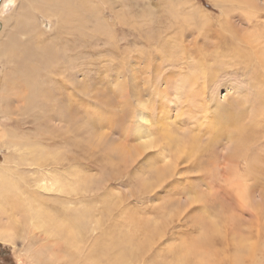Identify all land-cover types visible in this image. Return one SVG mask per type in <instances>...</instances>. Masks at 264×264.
<instances>
[{
    "label": "rangeland",
    "instance_id": "1",
    "mask_svg": "<svg viewBox=\"0 0 264 264\" xmlns=\"http://www.w3.org/2000/svg\"><path fill=\"white\" fill-rule=\"evenodd\" d=\"M0 1V25L2 23L0 28V168L3 169L4 174L11 175L10 180L17 182L19 190L26 196L33 191V195L36 193L51 202L59 199L57 203L64 198L67 199L66 197L68 199L72 197L73 205L70 204V200H66L70 201L67 206L71 210L89 207L92 211L100 212L99 209H101L102 213H105L107 208L99 207L100 203H96L99 200L102 199V203L106 202L111 209L120 201L119 197H123L121 198L123 200L125 196L135 193L131 200L129 199L128 210L135 211L143 219H152L157 211L165 212L166 220L171 226L167 234L173 237L167 243L168 246L177 243L176 237L181 233H183L181 236H184L191 230L194 231L191 237L198 240L197 238L203 235L202 229L206 231L209 228L205 225L207 223L219 224V227L217 226L219 235L216 238L224 235L221 226H223L222 223H227V219L228 224L230 220H233L236 221V228L242 231L247 230L252 218L244 214L238 221L235 217L236 212L233 213L232 210L237 207V203L234 202H239L237 198L239 196L233 191L230 194L231 197L229 193V197L224 193L227 197L225 200L219 196L222 191H231L225 185L227 182L218 177L217 180L214 179L213 190L205 185L209 180L208 176L211 175L205 172L207 170L213 172L216 164L209 165L210 160L203 153L198 156V161L203 170L204 179L197 177L198 173L191 172L193 159L187 160L186 156L182 155V158L176 162L173 175L161 186L150 188L145 191L146 193H141V183L154 184L153 179L149 178L150 171L154 168H162L165 161L171 163L175 152L172 153V150L168 153L170 154L168 158L162 161L158 160L160 156L153 149L137 158L130 155L140 142L137 130L141 129L142 135H147L150 132L148 129L154 127L151 138L159 140L162 131L156 128L161 124L169 125L171 134L176 135L178 139L191 133L198 139L201 138L198 140L199 146L202 147L208 142L209 137L204 135L201 129L202 112L196 114L192 122L185 120L187 117H178L181 103L185 106L188 100V84H193L195 87L202 85L201 76H206L205 70L195 66L198 61L196 59H199L198 56L201 57L202 54L205 56L206 64L212 66L213 70H217V74L210 78L213 85L206 92V103L215 98L219 102L234 103L238 95L246 114L252 115L253 108L260 106L257 99L261 96L255 94L256 88H251L254 83L251 81L250 68L243 69L244 67L238 64L236 68L239 67V69L236 70L235 67H229L234 62L226 63L229 58H216L220 60L212 61L209 57L211 51L215 49H247L243 41L248 35V38L252 39L251 35L254 32L257 39L255 49H264V19L260 17L264 0H258V3L255 0H249L262 5V7L258 5L260 14L258 16L263 24L262 28L258 19H255L257 20L255 24V20L249 24L245 20V24L243 20L246 9L244 8L243 11L234 0H83L86 2L82 6L84 12L81 10L78 12L83 16L80 19L83 26L81 29L78 28V21L76 22L74 16L68 22L66 21V29L60 27L56 29L58 25L56 16L52 14L57 13V8L51 7L50 3H47L50 2L48 0H15V5L10 4L7 7L4 0ZM231 9L233 12L230 11ZM254 25H258L256 27L261 29V34ZM77 30H81L82 34H90L86 38V46L82 39L77 38L79 34L70 39L72 35L69 36V34ZM255 38L253 40L256 41ZM88 40H90L89 43H87ZM65 42L71 50L65 51L64 54L63 50H60L62 53L55 55V49H64ZM159 49L167 50L161 54L157 51ZM182 49L184 52L187 49L191 56H180L177 52ZM173 51L175 55L178 54V59L174 62L171 60ZM51 53L55 56H51ZM59 57L63 58V62ZM28 58H35L33 64L36 67L40 66L32 78L37 85H33V89L31 86L24 89L20 84H9L18 83V80L25 76L23 75L24 64L31 63V61L28 62ZM51 65H54L57 70L55 68L54 72H50ZM31 89L35 90V93L31 92ZM160 92H164L162 97H160L161 94L158 96ZM188 105H191V102ZM160 106L163 107V112ZM49 114L55 115L51 116L50 123H48ZM142 117L147 122L141 120ZM159 117L166 119L163 118L161 123L155 124V120ZM65 118L68 121H65ZM197 120L202 123L200 127L193 122ZM53 132L58 134L67 132L68 134L64 137L71 138V144L86 140L88 151L84 149V144L80 146L81 149L74 144L73 148L71 146L70 148L65 145L66 143L60 142L62 139H59L58 144L49 145L46 138ZM26 145L32 148L33 153L25 154ZM49 147L52 151L54 150V154L57 153L62 158H71L73 155L81 157L80 161L76 159L70 161L73 173L70 175V180L74 182L70 186L74 189L66 194L67 196L54 190L50 192L40 190L39 186L42 182L37 181L41 179V172L45 171L46 166L38 167L39 170H37L30 161H25L35 159L37 155L39 157L40 153L42 156L52 157L51 151L46 150ZM229 150L230 146L228 147L227 142L221 141L218 146L216 145L214 152L226 154ZM159 152L164 153V151ZM48 162H51L50 158ZM62 162L67 165L66 159ZM150 162L153 163L152 166ZM222 162L221 164L225 165ZM64 164L58 165L55 170L65 174ZM75 172L80 176H74ZM214 173L217 176L219 170H215ZM85 179L87 183L82 182ZM256 180L247 182V188H253L251 194L260 189L264 195V177H259L257 182ZM223 184L225 187H222ZM45 185L49 186L50 181L45 182ZM214 190L218 194L212 197L210 194L214 193ZM260 190L244 202L242 201L241 204L246 210L254 208V205L258 203L257 196L260 195ZM24 193L20 194L21 197ZM233 193L236 194L237 199ZM200 194L205 195V202H193L192 200ZM229 198H232L231 203ZM50 201L47 202L50 203ZM224 202L228 203L225 205ZM123 203L125 206L128 204ZM225 206H228L232 213ZM1 209L5 214L0 218V231L4 235L5 243L0 241V264H61L60 261H56L58 244L53 241L48 243L45 240L44 231L37 228L31 220L32 210L27 209L30 218L26 215L28 219L27 217L21 219L22 214L20 216L19 213H15L11 216L13 211H6L5 208L3 211V207ZM221 210L224 212L223 215ZM119 212L121 211L115 212L117 214L114 215H118ZM233 214H235L234 218ZM112 219L109 223L107 222V225L112 224ZM28 231L30 233H27ZM96 234L97 231H91L89 241L96 237ZM228 239L237 240L234 236ZM219 248L220 246L217 247ZM73 249L71 250L75 252Z\"/></svg>",
    "mask_w": 264,
    "mask_h": 264
},
{
    "label": "bare ground",
    "instance_id": "2",
    "mask_svg": "<svg viewBox=\"0 0 264 264\" xmlns=\"http://www.w3.org/2000/svg\"><path fill=\"white\" fill-rule=\"evenodd\" d=\"M48 1H50L47 3L48 4L50 3L51 7L54 6L57 8V13L54 12V14H52L56 16L55 18L58 24L56 26V29L59 27L61 29L62 28L66 29L65 28L66 21L68 22V20H70L72 16L76 17L75 20L76 22L78 21L77 23L79 25L78 28L79 29L83 28L81 24V20H80L83 16L79 15L78 12H80V10L81 12H84V9L82 6L83 4L86 3L85 1L83 0H48ZM234 1L238 3L237 5L241 6L243 11L246 9L245 14H244L245 19L242 18L244 19L243 20L244 22L246 20L247 24H249L255 19H258V22L260 23V27L261 25H263L259 21L258 15L261 14L260 17L264 19V5L262 8V12H260L259 14V7H258L259 4L257 5L256 3L251 2L249 0H234ZM255 1L257 2L258 0H255ZM4 2L6 3L5 7H7L10 4L15 5L16 3L15 0H4ZM232 7L234 8V6ZM260 7H262V5ZM50 10H52V8ZM230 11L233 12L232 9ZM240 14L241 13L239 12V15ZM61 16H63V19H61ZM256 21L257 20H255L254 24L256 23ZM258 25H254V28H256V30L259 31V34H261V29L256 27ZM1 27H2V23L0 25V28ZM254 33L253 35H251L252 39L248 38L249 37L248 35V37L245 38V40L243 41L247 45V49H239V48L215 49L211 51L210 57H209L212 61L220 60L216 58H223V59L229 58V60L226 61V63L234 62L229 67L231 66L233 68L235 67L236 70L239 69V67L236 68L238 64L242 65L244 67L243 69H248V68L251 69L252 71L251 81L254 83L251 88L253 89L256 88V90H254L255 94H257L258 96H261L260 99H257L260 106L258 108L257 107L253 108L252 115L246 114V112L243 110V103L239 102L240 100L238 98V95L234 103L230 102L228 104V102L227 103L219 102L217 98L212 99V101L210 102H207V103L205 102V98L207 95L206 92L208 88L211 87V85H213V83H211L210 78L213 77L215 74H217V70H213L212 66L207 65L205 62V56L203 54L202 55L199 54L201 55V57L198 56L199 59L198 58L196 59L195 57L196 61L198 60L195 63V66H198L199 68L205 70L206 76H201L202 85L195 87L193 84H188L187 86L188 92H189L188 100L185 106H184V103L183 104L181 103V107L179 109L180 112H178L179 114L178 117H181V116L183 118L187 117V119L185 120H189V122H192L193 117H195L196 114L198 115L199 113L202 112L203 115H202L201 122L203 123V126L201 127V129L203 131L200 128L199 130H201L202 133H204V135H207L209 137L208 142L204 146L202 145V147L199 146L200 144L198 140H200L201 138L198 139L195 134L191 135V133L185 136H181L178 139L176 135L171 134L172 132L170 131L169 125L161 124V126H157L156 128L157 130L162 131V134L160 135L159 140H154L151 138V134H152V131L154 130V127L151 129H148L150 132L147 133V135H142L143 131H141V129H138L137 137L140 139L139 140L140 142H138L136 149L133 150L132 154L130 155V156H134L135 158H137V157H140L146 151L148 150L151 151L153 149L158 154V156H160L158 160L162 161L163 159L168 158V156L170 155L168 153H171L172 150H173L172 153L175 152L174 156H172L173 154L171 155L172 156L171 163L170 162L168 163L165 161L164 166L162 168H156V169L154 168L152 171H150L151 174L149 175V178L153 179L154 184L144 183V182L141 183L140 185L142 186L141 193L143 192L146 193L145 192L146 190L161 186L163 182L168 180L173 175L176 162L180 160V158H182V155H185L187 160L193 159L194 163H192L191 165L192 166L190 169L191 172L198 173L199 176L197 177L203 178L202 176L203 170L201 169L200 162L198 161L199 159L198 156H201L203 153V155H205L210 160L208 162L209 165L213 163V166H214L216 164V167L215 168L213 167L214 171L219 170V173L217 176L214 173V171L212 172L210 170H207L205 172L209 174L211 173L210 177L208 176L209 180L205 183V185L209 189L213 190L215 188L214 179L216 178L215 180H217L218 177H221L224 181L227 182V184H225L224 182L223 183L227 186V189L228 190L231 189V191L229 192L225 189L226 191L225 192L222 191V193H220L219 196H221L220 198L222 200H225L227 197L224 196V193H226V196H228V193H229V196L231 197L230 194H232V191L235 192L237 196H239L237 197L239 202H236L234 199L235 201L234 203H237L236 204L237 207L236 208L234 207V209L232 208L233 213L236 212L237 216L233 214L232 217L233 218L234 216L237 217L236 219H238V221H240V219L243 217L242 215L244 214H246L248 217H251L252 219L249 221L248 223L249 227L247 228L246 231L245 230L242 231L241 229L236 228L235 227L236 221L230 220L229 221L230 224H228V219H227V223L223 224L221 222L223 225L221 226V229L223 230L224 235L221 236L223 238L220 241L218 240L221 237L216 238L219 235V232H218L219 224L217 225V223H207L205 225L209 226V228L206 231L202 229L203 235L199 236L197 238L198 240L193 239L191 237V234L194 233V231L191 230L187 234H184V236H181V234H183L181 233L180 236L176 237V239H178V242L171 246H168L167 243L171 241L173 237L167 234V232H169V230L171 229V226H170V222L166 220L165 212L157 211L156 215H154L152 219H146V218L143 219L141 216H138V214L135 211L128 210L127 206L130 205L129 199L132 196H134L135 193L134 194L131 193L125 196L123 200L121 199L123 197H119L120 201H118L117 205H114V207H112L111 209L110 207H108L109 205L106 202L102 203V199L101 201L99 200V202H96V203H100L98 205L99 207H102V209L107 208L105 209V213L104 212L102 213L101 209L99 208L98 209L100 210V212L96 210L92 211V208H89V207H86V209L80 208L78 210H73L72 208L71 210L70 208H68L67 204L71 200H73L72 197L71 199H68V197H66L67 199L64 198L63 201H59L58 203L56 201H58L59 199H56L55 200L56 203H55V202H51L50 200L44 198L43 196L37 195L36 193L35 195H33L32 193L33 191L30 192L32 193V195L29 193L28 196H26L23 191L19 190V187L17 188V182H13L12 180H10L11 175L8 176L4 174V172H2L3 169L1 168H0V218L2 217L1 215L5 214L2 212V209H1L2 207H3V211H4V208L6 209V211H13L10 214L11 216H13L15 213H19L20 216L22 214L23 216L21 217V219H23V217H27L26 215L29 216L27 209L32 210L33 214L31 216L32 217L31 220L34 222V225L37 228L42 229L44 231L43 234L45 235V240L48 243L53 241L58 244L57 245L58 254L56 257V261H60L61 264H264V195L262 191L259 189L262 194L261 193L260 195L258 194L257 197H259L258 198L259 201L258 203L254 205L255 207L252 209L246 210L243 204H241L242 201L244 202L245 200H247L248 197H250L254 193L257 194L259 191V190L257 191L255 188V191L257 192H254L253 194H251V191L253 188L252 189L251 187L247 188V182H249L252 179L258 180L259 177H264V49H257V48L255 49L257 39L255 38ZM77 34H79L77 38H79V40L82 39L84 42V46H86V38L90 36V34H85V33L82 34L81 30H77L75 33L69 34V36L72 35L70 39L72 37L74 38V35H77ZM80 35L82 37H80ZM254 38L256 39V41L253 40ZM89 42L90 40H88L87 43ZM60 50L61 51L63 50V54H64L65 51L71 50V48L69 49V47L67 46V43L65 42L64 49H55L56 51L55 55H59L60 53H62ZM166 50L167 49H161V50L159 49L157 51L160 52L161 54L162 53L164 54ZM11 51L14 52L13 50ZM11 51L9 52L11 53ZM196 51L197 50H195V52ZM177 53L182 57L191 56L190 53H188L187 49L185 50V52L182 49L181 51ZM178 54L175 55L174 51L173 53H171V60L173 62L178 59ZM196 54H198V52H196ZM55 55L52 54L51 56H55ZM59 58L61 59L62 57H59ZM24 59H21V60H24ZM34 59L28 58L27 59L28 62L31 61V63L29 62V64H24L23 62L25 66V71L23 72L22 70V72L24 73L23 75L25 76L22 77V79L18 77L20 79L18 80V83L11 82V79H10L9 81L11 83L9 84H12V85L20 84V86H22L24 89H28L30 86L32 88L33 85H37V83L34 82L35 80L33 79L34 80L33 81L32 78L38 72L40 66L36 67V65L33 64ZM27 60H24V61L27 62ZM65 61L66 60L64 59V64H65ZM61 62H63V58ZM51 66L52 68H50L49 71L54 72L56 67L54 65H51ZM56 73H58V71ZM39 78H40V75H39ZM71 87L69 88L71 89ZM32 89H31V92L35 93V90L33 91ZM40 93H43V92H40ZM163 94L164 92H160L158 96L160 95V97H162ZM41 95L43 96V94ZM190 102H191V105H188V103ZM160 109H161V112H163L162 106H160ZM51 116L54 117L55 115L49 114L48 123H50L51 121ZM163 118L159 117L157 120H155V124L159 122L161 123ZM57 119L59 120L58 117ZM165 119L166 118H164V120ZM141 120H144L145 122H147L143 117L141 118ZM65 121H68V120H66L65 118ZM61 122H63L62 119H61ZM193 122L196 123V126H199L202 124L201 122L199 123L198 120L193 121ZM196 126L194 128H196ZM40 130H43V129H40ZM77 133L79 134V132ZM67 134H68L67 132H63L61 134L53 132L51 133V136L46 138V140H48L49 145L52 146V145H55L59 141V139H62L64 142L62 140L60 142L66 143L65 144L66 146L72 147L74 143L71 144L72 143L71 138L64 137ZM85 141L84 142L82 141V143H76L74 145L76 147H80V146H83L84 144L85 145L84 149L88 151L87 149L88 144L85 143ZM221 141L227 142L228 147L230 146V150L226 154L214 152L216 145L218 146V144H220ZM31 149L32 148L30 146L26 145L25 154L33 153ZM46 150L51 151L52 157L42 156V154L40 153L39 157L37 155V158L30 159V160L26 159L25 161H30L37 168V170H39L38 167L41 168L42 166H46L44 172L40 171L42 176H41V179L37 181L39 183L42 182V184L39 186L40 190L41 189L48 190L49 192L50 190H54V192L56 191L62 195L67 196L66 194H69L70 191L74 189V187L71 188L70 186L71 184L74 183L72 180H70L71 179L70 175L73 174L70 161H75V159L80 161L81 157H78V155L77 156L73 155V157L71 158L70 157L62 158L59 154L57 153L54 154L53 153L54 150L52 151L51 147L47 148ZM87 151L85 153H87ZM159 151H164V153H160ZM49 158L51 159V162H48ZM63 159L67 160V165H65L62 162ZM221 160L224 162L225 165L221 164L222 162ZM150 163L152 166L153 163L152 162ZM4 164H5V161L3 165ZM60 164L65 165V169H64L65 174L59 172L60 170L59 171L55 170V168H57V166ZM3 165L2 167H4ZM51 166L53 167L51 168ZM9 173H14V172L9 171ZM66 174L69 176L67 177ZM74 176L78 177L80 175L75 172ZM46 178L50 181L49 186L45 185V182H49ZM66 181L68 182L66 183ZM82 182L87 183V179L83 180ZM259 184L260 183H258V185ZM223 185L222 187H225V185L224 186ZM248 189L250 192L247 191ZM21 193H24L22 197L20 195ZM81 194L79 196H81ZM217 194L218 192L216 193L214 190V193L210 194V196L215 197V195ZM236 194H234L235 198H236L235 196ZM46 195H47V192H46ZM210 196L209 198H212ZM76 197H75V200L77 199ZM220 198L219 200L221 201ZM205 199H206L205 195L200 194V196L196 197L192 201L195 203H204ZM231 199L229 200L230 203L232 201ZM46 200L50 201V203H48ZM64 200L65 201L70 200V201L64 202ZM220 201H219V205H220ZM123 202H127L128 204H126L125 206ZM230 203L228 204V206L230 205ZM70 204H72V201L70 202ZM228 206L227 207L225 206L227 210L230 209ZM232 210L231 209L229 210L231 211L230 213H232ZM117 211H121V212H119L118 215H114V214H117L115 213ZM24 213H28V214L24 215ZM223 213L224 212L222 211L221 214L223 215ZM111 219L113 221H112V224L109 226L107 224L109 223ZM156 220L158 222H156ZM119 221L120 223H118ZM20 222L22 223V220ZM116 223H118V225L114 227ZM91 224H93V226ZM172 229H174V227ZM93 230L97 231L96 237H94L91 241H89V235L91 234V231ZM27 233H30V232L28 231ZM232 236H234L237 240L231 241L228 239V237H232ZM165 238L167 239L166 242H165ZM0 241L2 243L3 242L5 243L4 235L2 234L1 231H0ZM218 246H220L219 249H217ZM71 249H73L75 252H73Z\"/></svg>",
    "mask_w": 264,
    "mask_h": 264
}]
</instances>
